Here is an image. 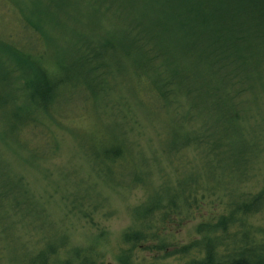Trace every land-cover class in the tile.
<instances>
[{"label":"trees","instance_id":"1","mask_svg":"<svg viewBox=\"0 0 264 264\" xmlns=\"http://www.w3.org/2000/svg\"><path fill=\"white\" fill-rule=\"evenodd\" d=\"M10 18L22 42L4 34ZM262 52L264 0H0V125L42 140L41 148L15 141L29 165L60 155L53 127L72 137L87 174L56 173L82 220L93 223L105 207L99 185L142 187L145 200L124 237L132 246L166 248L159 228L193 216L223 187L227 201L214 221L195 228L202 238L185 264H264V181L245 191L240 176L252 178L256 164L237 168L235 196L221 177L235 170L224 159L262 161L263 131L253 129L243 100L254 94L250 80L261 79ZM148 127L153 139L144 140ZM146 161L159 162L157 181ZM18 183L13 191L26 202L16 197L11 209L34 202L25 263L95 264L96 242L81 248L67 229L34 232L44 214ZM189 251L176 254L185 259Z\"/></svg>","mask_w":264,"mask_h":264},{"label":"rangeland","instance_id":"2","mask_svg":"<svg viewBox=\"0 0 264 264\" xmlns=\"http://www.w3.org/2000/svg\"><path fill=\"white\" fill-rule=\"evenodd\" d=\"M4 27V34L17 35V41H23V36L17 29L19 23L15 19L10 18L9 22L7 21L4 24ZM262 53L263 55L260 57L264 59V52ZM260 73L262 75L261 79L250 80L254 94L243 100L245 101V107L249 109V115L252 117L250 121H256V125H252L253 129L255 132L263 131L260 134L264 136V66L261 67ZM52 130L61 147L60 155L50 162L38 161L36 164L29 165L27 163L31 161V156H29L27 150L17 149L18 146H20V143H27V146L41 148L42 140L38 137H28L23 132L14 135L16 130L13 127L10 128L9 124L5 126L3 123V127L0 125V193L3 195L0 200V264H28L25 263L23 245L29 240L28 228L32 217L29 212L31 202L33 205L34 202L28 197V206H25L22 212L17 213L19 208L16 207L14 211L11 209V204L16 197L21 202L23 199L26 202L25 195H18L13 191L15 182H19L18 179L22 180L18 184L24 185L28 190V195L32 196L31 198L38 203L36 212L43 211L44 214H38V216L43 217V221L35 227L34 232L39 235L41 227L43 229L45 227L43 234L53 232L54 229H67L71 245L81 248H86L90 243L96 242L98 247L96 252L93 253L95 264H122L125 258L129 260L130 264H185L190 257L193 259L197 256L191 245L202 237L196 234L195 228L204 223V219L210 220L213 218V221L216 219L217 214L220 213L227 201L223 187L217 193L207 196L206 199L201 201V206L195 208L194 211L196 212L193 216L184 217V220L169 224L167 227L164 226L165 228H159L163 233L166 248L156 249V242L151 244L142 242L132 246L124 241V237L131 230H134L132 215L135 208L145 200L143 188L140 187L135 191L126 192L124 190L108 189L99 185L98 192L106 200L105 207L95 213L93 223L80 219L75 214V210L70 212L72 209L66 205L67 202L64 200L66 195L63 188L70 185H66L56 172L61 168H67L64 170V172H67L68 169L75 170L77 167H81L80 174L84 177L88 169L82 161L72 137L62 130H56L54 127ZM143 138L144 140L153 139L149 127L144 130ZM15 141L18 146L15 145ZM243 149L239 148V150ZM262 149V161L223 160L229 161L231 166L235 164V170L232 174L227 173L225 177L221 176L223 179L231 181L229 183L232 189L231 195L235 196L238 193L236 190L238 183L237 168L242 167L244 163L256 164L248 173L252 178H247L245 174L240 175L245 191L251 190L257 181H264V141ZM232 153H237V151L233 150ZM145 163L146 167L150 166V169L154 172L152 181L153 179L157 181L158 169L154 163L159 162L146 161ZM160 163H162V167L166 166L163 161H160ZM221 165L223 166V163ZM160 169L162 168L160 167ZM166 170L170 172L167 174L170 175L171 179L175 180L174 170L173 172L170 168ZM221 177H219L220 181ZM90 181L96 182V178L90 177ZM69 189L65 188L64 191L67 193ZM158 214L155 213L154 217H158ZM260 218L257 219L260 220ZM257 219L254 218L252 221L256 222ZM184 247L190 249L189 256L185 258L186 260L181 254H176V251ZM230 247H233V245Z\"/></svg>","mask_w":264,"mask_h":264}]
</instances>
